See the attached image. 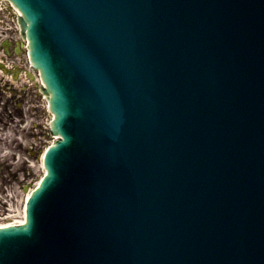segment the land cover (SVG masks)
Listing matches in <instances>:
<instances>
[{
	"label": "water",
	"instance_id": "water-1",
	"mask_svg": "<svg viewBox=\"0 0 264 264\" xmlns=\"http://www.w3.org/2000/svg\"><path fill=\"white\" fill-rule=\"evenodd\" d=\"M63 138L0 264H264V0H13Z\"/></svg>",
	"mask_w": 264,
	"mask_h": 264
},
{
	"label": "rangeland",
	"instance_id": "rangeland-1",
	"mask_svg": "<svg viewBox=\"0 0 264 264\" xmlns=\"http://www.w3.org/2000/svg\"><path fill=\"white\" fill-rule=\"evenodd\" d=\"M16 15L13 14L11 12L10 17H8L7 15H5V18H9L8 20L4 21L3 23H5L4 26H2L0 29L3 30L4 28H10L13 27L15 28V23L14 20L16 21ZM2 23V21L0 22ZM2 23V24H3ZM8 23V24H7ZM1 32V31H0ZM17 47L20 49L19 53L17 54V57L15 59V63H17V65H21L22 67L25 64V61H23V58H25V54L22 51L23 47L17 45ZM20 59V60H19ZM20 63V64H19ZM22 68L19 69V71H21ZM34 74V73H33ZM35 75V74H34ZM24 80H19L17 82V86L19 88H22L21 85L24 84L23 83ZM31 85H26L23 87V92H24V96L25 98L22 99V101H19L21 103V106H17L19 109L15 110L17 111H22V113H24L25 115V123H21V125H25L27 123V126L25 129H23V126H21V128L23 129V132L20 131L16 134H18V137L12 138L13 141H17V143H22L25 142L24 144H29L31 143L33 150L27 149L26 146L23 145V148L21 150V152H17V145H15V147L12 145V143H10V147L8 148V150L6 151V143L5 145H3L0 142V150L2 149V151L4 150V152H0L2 158L0 157V166H4L5 168L1 169V173H0V182L2 183V188L5 189L6 191V196H8L10 199L13 198L12 200V204L16 203V205L21 206V198L20 195L23 192L22 188L20 186H23L19 184V182H26L29 185L28 186H34L36 184V182L38 181V179L42 176L43 174V170L41 168V158H40V152L42 147L45 146V144H47L49 142V140L47 139V131H46V124H37L35 126V123H32L33 119H37L36 121L38 123L41 122H47V117L43 115V118H41V113H43V109L45 106V103H43L42 98L38 97L37 94V90L36 88H32L30 87ZM32 88V89H31ZM19 93L18 96H20ZM32 101L33 105L40 107L38 112L39 115L36 116L34 115V112H30L28 113V111L26 110L27 106H29V103ZM23 109V110H20ZM33 114V115H32ZM32 115V116H31ZM16 129V128H15ZM20 129V128H18ZM8 133V132H6ZM13 136H15V134H13ZM7 141V140H5ZM26 150V151H25ZM9 153L10 156L4 157L3 155L6 153ZM33 152V153H32ZM13 153H16L13 154ZM10 158V159H9ZM18 159H23L25 160H29L28 162L25 163H18ZM18 163V166L15 167V165ZM13 165V166H12ZM35 165V166H34ZM15 167V168H14ZM22 169V170H20ZM26 171V174L24 173ZM20 188V189H19ZM10 190V191H9ZM0 197H3V195L0 193ZM6 204V205H5ZM5 212H7V208L9 205H7V201L5 199ZM15 206V205H14Z\"/></svg>",
	"mask_w": 264,
	"mask_h": 264
},
{
	"label": "flooded vegetation",
	"instance_id": "flooded-vegetation-1",
	"mask_svg": "<svg viewBox=\"0 0 264 264\" xmlns=\"http://www.w3.org/2000/svg\"><path fill=\"white\" fill-rule=\"evenodd\" d=\"M1 66L2 63L0 62V67ZM3 66L7 68L6 65ZM12 86L13 85H11L9 81H6L4 78L0 77V131L14 130L16 126H21V124L16 123L18 117L21 119L24 118L23 114L12 111V109H15L16 107L15 100L13 98H8L10 95L14 94ZM1 143L3 144V142ZM3 168L5 167H0V173L1 169Z\"/></svg>",
	"mask_w": 264,
	"mask_h": 264
},
{
	"label": "bare ground",
	"instance_id": "bare-ground-1",
	"mask_svg": "<svg viewBox=\"0 0 264 264\" xmlns=\"http://www.w3.org/2000/svg\"><path fill=\"white\" fill-rule=\"evenodd\" d=\"M1 67L6 71V68L3 65ZM47 128H48V126H47ZM45 172H46V170H45ZM1 189H3V188L0 187V191H3ZM26 193H27V191H25V194ZM29 195H30V193L27 194V196H29ZM5 199L7 201V205H9L8 206L9 207V209H8L9 214H7L8 215L7 217H5L6 219L0 218V225H1L0 228L6 227L8 225H10V226L11 225H17V224L22 223L24 221V219H22L20 217L22 214L23 208H24V206H23L24 204H22V207L16 205V203L12 204L13 198L10 199L6 195H3L2 201H0L1 202L0 203V212L3 211V209H5L6 204L5 205L3 204V203H5ZM2 219H4V220H2Z\"/></svg>",
	"mask_w": 264,
	"mask_h": 264
}]
</instances>
